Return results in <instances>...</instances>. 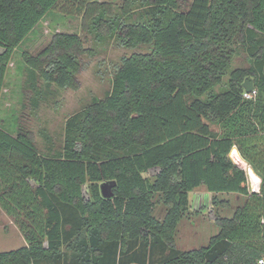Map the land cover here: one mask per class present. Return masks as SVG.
<instances>
[{"label":"trees","instance_id":"obj_1","mask_svg":"<svg viewBox=\"0 0 264 264\" xmlns=\"http://www.w3.org/2000/svg\"><path fill=\"white\" fill-rule=\"evenodd\" d=\"M186 1L0 0V99L16 49L58 6L84 14L101 40L150 48L124 57L111 91L67 118L61 150L42 153L30 133L0 125V206L27 242L1 251L0 264L264 257V0ZM241 50L249 66L233 68ZM84 52L81 35L66 32L37 55L23 50L29 85L78 87ZM234 147L260 176L259 190L231 157ZM104 180L114 182L112 196L102 194ZM201 185L246 199L232 216H216L219 232L207 245L180 249L178 227Z\"/></svg>","mask_w":264,"mask_h":264},{"label":"rangeland","instance_id":"obj_2","mask_svg":"<svg viewBox=\"0 0 264 264\" xmlns=\"http://www.w3.org/2000/svg\"><path fill=\"white\" fill-rule=\"evenodd\" d=\"M100 1L115 2L116 5L123 3V0ZM186 2L190 4L192 0ZM73 9L74 13H65L63 7H56L16 49L0 99V125L10 130L20 128L27 131L42 153L62 149L67 118L92 104L95 99L104 98L111 91L114 75L124 57L150 49L145 44L127 47L116 37L101 40L88 31L84 14L77 13L76 8ZM58 32L77 33L84 39L85 52L80 56L78 87L60 88L37 81L34 89L29 85L28 73L23 68L21 52L25 50L37 55ZM240 52L234 59L233 68L249 66L246 54L242 50ZM225 82H228V76ZM231 157L247 171L250 188L259 190L260 176L254 171L251 178L245 162L247 160L241 156L237 147L232 149ZM113 185V181H101L102 194L106 197L112 196ZM245 199L236 193H211L205 185L192 191L190 210L180 222L176 234L177 247L194 249L207 245L211 237L219 232L216 216H232L236 207L242 205ZM160 209L157 207L158 212ZM159 213L162 215L161 211ZM26 244L13 217L0 206V252L17 249Z\"/></svg>","mask_w":264,"mask_h":264},{"label":"water","instance_id":"obj_3","mask_svg":"<svg viewBox=\"0 0 264 264\" xmlns=\"http://www.w3.org/2000/svg\"><path fill=\"white\" fill-rule=\"evenodd\" d=\"M244 88H245V90L247 91V92H251V91H253V89H254V84H253V82L252 81H250V80H246L245 82H244ZM245 161V160H244ZM246 163H247V165L249 166V167H252L251 166V164L249 163V162H247V161H245ZM252 169H253V167H252ZM253 171H254V169H253ZM252 191H255L254 189H251Z\"/></svg>","mask_w":264,"mask_h":264},{"label":"built area","instance_id":"obj_4","mask_svg":"<svg viewBox=\"0 0 264 264\" xmlns=\"http://www.w3.org/2000/svg\"><path fill=\"white\" fill-rule=\"evenodd\" d=\"M255 93V91L253 90V91H251V92H245L244 93V96L245 97H247V98H250V97H252V95ZM239 155V154H238ZM259 264H264V257L263 258H261V259H259Z\"/></svg>","mask_w":264,"mask_h":264},{"label":"bare ground","instance_id":"obj_5","mask_svg":"<svg viewBox=\"0 0 264 264\" xmlns=\"http://www.w3.org/2000/svg\"><path fill=\"white\" fill-rule=\"evenodd\" d=\"M240 161H241V160H240ZM248 170H249L250 176H251V178H252V174H253V173L255 174V172L253 171L252 167H249V166H248Z\"/></svg>","mask_w":264,"mask_h":264}]
</instances>
